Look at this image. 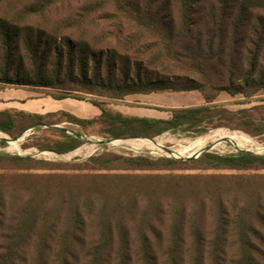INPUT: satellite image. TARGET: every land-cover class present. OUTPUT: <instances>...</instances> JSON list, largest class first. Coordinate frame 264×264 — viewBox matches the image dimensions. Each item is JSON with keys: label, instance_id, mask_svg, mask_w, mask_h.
Wrapping results in <instances>:
<instances>
[{"label": "trees", "instance_id": "16d2710c", "mask_svg": "<svg viewBox=\"0 0 264 264\" xmlns=\"http://www.w3.org/2000/svg\"><path fill=\"white\" fill-rule=\"evenodd\" d=\"M0 63V92L55 89L61 93L50 94L56 100L87 101L102 112L81 119L0 110V131L12 137L35 125L64 123L78 127L82 137L92 130L106 139L201 136L222 127L264 136V106L237 112L213 106L224 93L246 99L264 93V0H0ZM79 86L88 93L100 89L113 101L198 91L208 105L172 109L167 119L127 116L110 101L74 95ZM52 131L57 141L24 148L61 155L84 144ZM3 160L28 169L45 165L0 154ZM86 166L148 177L130 182L125 198L107 196L96 181L71 186L55 200L66 212L56 209L42 220L35 203L2 206L0 194V264H26L29 245L34 264H48L54 249V264H79L81 253L86 264H264V155L106 153ZM89 192L98 197L93 201ZM92 217L93 230L87 226Z\"/></svg>", "mask_w": 264, "mask_h": 264}, {"label": "rangeland", "instance_id": "374dc122", "mask_svg": "<svg viewBox=\"0 0 264 264\" xmlns=\"http://www.w3.org/2000/svg\"><path fill=\"white\" fill-rule=\"evenodd\" d=\"M1 66V63H0ZM82 86L76 88L78 91L74 93V95L88 98L91 100L97 101H110L111 105H114L117 109L127 110V108L132 109H142L148 107L144 106V102L141 99L137 98H127L126 100H118L113 101L109 100L106 97H103L100 93L101 90L97 89L96 92L88 93L85 89H82ZM40 93H43L47 96L50 94H61L58 90L55 89H39ZM164 93V92H162ZM171 95V94H170ZM167 95L165 96L167 99H171L172 101L182 100L179 95H175L174 97ZM4 95L0 93V97ZM228 96V95H227ZM226 96V97H227ZM175 99V100H174ZM4 102L0 99V108L4 109ZM56 105H61L67 108L71 107L67 101L63 100L61 102H56ZM219 106H226L230 110L237 112L243 109H251L256 106H264V93L254 96L250 99H246L243 96L221 98L219 101ZM217 105V106H218ZM74 110H80L78 108ZM59 126L65 127L73 132H78L79 128L75 127L69 123H64ZM53 128H47L44 126H39L32 130H27L24 132L22 137L21 134L16 137H12L8 134H5L0 131V154L9 155V156H22V157H31L35 161L44 162L45 165H38L37 169H28L26 166L10 162L8 160L0 161V194L2 197V206L4 205H15V209L20 207H28L29 203L33 208L39 209L41 212V220L46 217V215L50 212H55L56 209L61 211V208L57 206V202L55 201L59 196L57 194L61 191L68 190L69 187H77L86 186L90 182L96 181V184L99 185L103 190V193L109 195H114L115 197H124L126 196V188L130 184V182H139L145 183L148 174L145 172H132V171H124V170H90L87 169L89 167H85V162L88 161L91 157L96 155H102L106 153H115L119 155L125 156H149L153 159H161V158H178L185 159L190 157L191 155L200 152L208 147L212 146L210 149L211 153H216L220 155H231L237 154L241 151L251 152L256 155H264V136H252L242 130L232 129L231 127H222L219 129H214L205 133L201 136H195L193 134H184L182 132H168L159 137L154 138L156 142H161L159 144L153 145L151 148H139L135 147L132 143H143L146 142L141 140H148L146 138L140 139H127V140H116L120 141V144L113 142H108L109 139L99 136L94 131H90V133L84 138L86 140L92 141L87 142L84 141V144L71 153L67 154H57L55 152L50 151H41L36 147L24 148V146H30L32 144L39 143H53L57 141L59 138V133L52 131ZM232 133L231 136L225 133ZM242 134L246 135L251 141L252 145L245 146L244 139L241 136ZM216 135L221 138L218 140H196L200 138H206L209 136ZM227 137L229 140H222ZM20 137L17 141L14 138ZM187 137V138H186ZM212 137V138H213ZM2 138H8L9 141L3 142ZM130 140V141H129ZM10 141H14V144H11ZM99 141L105 142L104 144H98ZM137 141V142H136ZM151 141V140H148ZM235 143H234V142ZM153 142V141H151ZM237 142V143H236ZM242 142V143H240ZM111 144V145H110ZM239 144V146H238ZM242 144V145H241ZM118 145V147H117ZM244 145V146H243ZM106 147V148H105ZM171 149L173 154H170L166 149ZM251 148V149H250ZM259 148V149H256ZM17 149H21L22 151H18ZM260 150V151H259ZM9 151V152H8ZM258 152V153H257ZM263 152V154H262ZM174 155V156H173ZM183 173V172H179ZM185 173V172H184ZM189 173V172H186ZM195 173V172H191ZM226 175H233L232 172H222ZM257 173V172H255ZM264 174V172H261ZM163 174V173H162ZM253 175V173H250ZM124 188L123 190L116 188ZM115 188V189H113ZM101 192V191H100ZM85 195V194H84ZM101 195V193H100ZM86 196H90V198L94 201L98 196L94 192L87 193ZM82 199V198H81ZM83 201V199H82ZM81 204V202H79ZM82 205V204H81ZM66 212V208L64 211ZM92 219L87 221V226L93 230L96 226L95 220ZM64 219V217H63ZM128 216L125 217L124 223H130ZM62 220L60 221V223ZM91 233V238H93V232ZM35 246L34 244H32ZM31 245V246H32ZM23 258L25 261H28L26 264H34V249L30 247H26V252L23 253ZM48 258V264H54L53 261L55 259V249L52 250ZM77 259L81 261L79 264H86V256L82 253L77 256ZM78 262V260L76 261Z\"/></svg>", "mask_w": 264, "mask_h": 264}, {"label": "crops", "instance_id": "0c3cea01", "mask_svg": "<svg viewBox=\"0 0 264 264\" xmlns=\"http://www.w3.org/2000/svg\"><path fill=\"white\" fill-rule=\"evenodd\" d=\"M4 96L0 99L4 102V109H15L21 112L47 115L52 113L67 112L73 114L81 119H93L101 115V109L94 104L87 101H80L76 99H64L67 103L71 104L73 108H67L61 105H56V102H61L63 100H56L52 96H47L40 93L39 90H32L29 88H8L2 92ZM171 94V95H170ZM170 95L174 97L175 95L185 96L182 100L179 99L177 102L167 99L165 96ZM228 94H222L217 102L213 106L218 105L221 98L231 97ZM227 96V97H226ZM137 98L144 102V106L148 107L142 109H132L127 108V110L117 109L114 105H110L115 111H119L127 116H137L152 119H167L169 116V111L172 109L179 108H193L202 107L208 105L205 98L198 91L191 92H164V93H153L150 95H133L127 98ZM126 98V99H127ZM176 98V97H174ZM125 99V100H126ZM80 109L74 110V109Z\"/></svg>", "mask_w": 264, "mask_h": 264}, {"label": "water", "instance_id": "95a60500", "mask_svg": "<svg viewBox=\"0 0 264 264\" xmlns=\"http://www.w3.org/2000/svg\"><path fill=\"white\" fill-rule=\"evenodd\" d=\"M39 126H44V127H47V128H53V129H59V130L64 131V132H66V133H68V134H70V135H73V136H75V137H77V138H79V139H82V140H84V141L92 142V141L86 140V139H85L84 137H82L80 134H78V133H76V132H73V131H70L69 129H67V128H65V127H62V126H59V125H57V126H48V125H45V124H40V125H35V126L31 127V128L28 129V130L35 129V128L39 127ZM23 135H24V133L21 134L20 137H22ZM20 137L14 138V140L17 141ZM127 139H140V138L109 139L108 142H113V141H116V140H127ZM146 139L151 140V141H153V142H156L155 139H150V138H146ZM1 140L7 142V141H9L10 139H8V138H2ZM104 143H105V142H103V141H99V142H98V144H100V145H101V144H104ZM164 149H166L170 154H173V152H172L171 149H167V148H164ZM210 149H212V146H211V147H208V148H206V149H204V150H202V151H200V152H197V153H195V154H193V155H191L190 157H187V158H185V159H197V158H199L200 156H202L205 152H210ZM241 152H247V151H241ZM249 153H251V152H249ZM173 156H174V155H173ZM174 157L177 158V159H182V158H178V157H176V156H174Z\"/></svg>", "mask_w": 264, "mask_h": 264}, {"label": "bare ground", "instance_id": "6f19581e", "mask_svg": "<svg viewBox=\"0 0 264 264\" xmlns=\"http://www.w3.org/2000/svg\"><path fill=\"white\" fill-rule=\"evenodd\" d=\"M221 133H225V132H221ZM225 134H228L229 136H231L232 135V133H225ZM242 137H243V139H244V145L247 147V146H250V145H252V141L248 138V137H246V136H244V135H241ZM213 136H209V137H206V138H200V139H198V140H196L195 142H197V141H199V140H206V141H210L211 142V140H218V139H221V138H219V137H217L216 135H214V137L212 138ZM187 138V137H186ZM222 140H229V138L227 137V135H226V138H224V139H222ZM130 141V140H129ZM141 141H144V140H141ZM230 141V140H229ZM137 142V141H136ZM144 142H146V144H143V145H140V146H137V147H139V148H147V149H149V148H151L153 145H155V144H159V143H161V142H151V141H144ZM234 142V141H233ZM10 143L11 144H14L15 145V143H14V141H10ZM115 143H117V144H120L121 142L120 141H115ZM235 143V142H234ZM237 143V142H236ZM240 143H242V142H240ZM111 145V144H110ZM242 145V144H241ZM243 145V146H244ZM238 146H239V144H238ZM117 147H118V145H117ZM136 147V146H135ZM106 148V147H105ZM251 149V148H250ZM256 149H259V148H256ZM18 151H22L21 149H17ZM260 151V150H259ZM9 152V151H8ZM258 153V152H257ZM262 154H263V152H262Z\"/></svg>", "mask_w": 264, "mask_h": 264}]
</instances>
